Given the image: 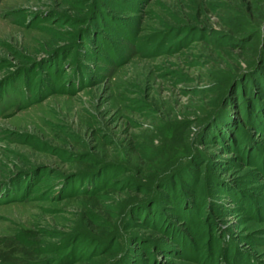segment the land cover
<instances>
[{
  "label": "rangeland",
  "instance_id": "obj_1",
  "mask_svg": "<svg viewBox=\"0 0 264 264\" xmlns=\"http://www.w3.org/2000/svg\"><path fill=\"white\" fill-rule=\"evenodd\" d=\"M0 264H264V0H0Z\"/></svg>",
  "mask_w": 264,
  "mask_h": 264
}]
</instances>
